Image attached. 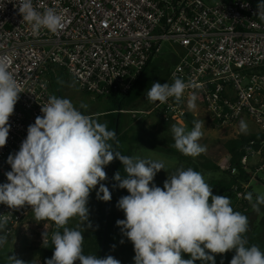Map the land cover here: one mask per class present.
Listing matches in <instances>:
<instances>
[{"label": "clouds", "instance_id": "1", "mask_svg": "<svg viewBox=\"0 0 264 264\" xmlns=\"http://www.w3.org/2000/svg\"><path fill=\"white\" fill-rule=\"evenodd\" d=\"M257 8L258 18L264 21V0ZM18 12L36 35L41 29L57 33L64 27V18L55 8L38 11L33 0H19ZM12 63V56L0 54V148L7 143L9 118L23 92L9 71ZM194 87L178 77L171 84L153 82L147 99L164 104L174 98L179 103L185 90ZM197 99L195 93L189 95L190 111L196 109ZM41 113L28 126L19 151L7 157L11 170L5 173L7 182L0 183V204L15 210L30 206L35 221L55 223L57 230L51 234L54 252L45 264H121L111 255L100 258L83 254L84 234L79 226H66L70 219L79 217L81 223L91 227L87 207L90 193L99 185L97 199L111 200L109 188L101 182L107 179L105 166L116 159L126 175L117 171L113 179L129 193L117 202L125 218L118 219L116 225L134 246L135 264H195L198 260L216 264L215 255L233 250L230 264H264V251L256 245L248 246L245 238L248 217L233 210L229 197L214 195L202 173L192 168L177 169L161 188L152 182L160 170H165L162 161L114 150L109 141L119 146L116 133L106 123L83 114L69 99L52 95L41 105ZM204 124L194 121L190 131L186 126L172 125L173 146L185 156L206 152V146L199 143ZM239 128L242 133L248 131L244 120ZM245 198L255 212L264 205V194H257L255 202L252 192ZM9 219L7 214L0 215V247L7 243ZM42 239L43 243L47 241L46 231ZM9 260L11 264H26L16 256H9Z\"/></svg>", "mask_w": 264, "mask_h": 264}, {"label": "built area", "instance_id": "2", "mask_svg": "<svg viewBox=\"0 0 264 264\" xmlns=\"http://www.w3.org/2000/svg\"><path fill=\"white\" fill-rule=\"evenodd\" d=\"M18 6L19 0H0V54L12 56L9 71L23 91L0 148V183L11 170L7 157L19 151L28 126L53 95L56 71L93 98L123 95L165 42L178 55L167 83L178 77L195 87L179 103L157 101L146 113L164 107L170 119L182 118L195 93L196 103L219 125L252 120L262 138L250 140L239 164L227 166L232 175L251 176L248 183L238 179L232 194L243 199L251 180L264 173V21L253 0H33L38 11L53 7L64 18L57 33L41 29L38 35L22 21ZM2 214L10 217L6 233L34 220L30 206L15 210L0 204Z\"/></svg>", "mask_w": 264, "mask_h": 264}, {"label": "rangeland", "instance_id": "3", "mask_svg": "<svg viewBox=\"0 0 264 264\" xmlns=\"http://www.w3.org/2000/svg\"><path fill=\"white\" fill-rule=\"evenodd\" d=\"M211 1L213 3H217L220 0ZM176 49L177 48L175 46L173 47L168 42L163 43L161 46V52L152 60V67H156L158 69L167 68L172 71L177 62ZM152 73L149 75L151 76ZM68 76H63L61 84H59L57 79L52 82L54 87L52 90L53 95L69 99L83 114L88 115L90 118L100 123L107 124V119L103 114L111 109V103L105 97L94 99L91 95L80 91L76 87L74 81ZM168 78L169 76L167 77L166 82H168ZM81 105H86L87 107H81ZM152 105V102H143L141 107L123 112V132L127 133L129 136L137 134L143 135L144 130L152 132L161 136L163 139L161 140V143H163L162 145L166 147L168 146L166 139L169 138L174 140L173 133L171 131L172 125L176 124L186 126V129L189 131L194 127V125L186 123L182 118H172L170 119L167 127L163 126L156 111L146 113L152 109ZM196 105L197 107L194 111H190L186 105L185 111L194 119V121H205L204 127L202 128L203 136L199 140V143L206 146V152L213 147H220L227 141L237 138L239 135L243 134L239 128L241 120H244L248 125V131L245 134L258 132L259 127L255 124V122L247 118H243L233 125H219L212 120L200 104L196 103ZM133 110L141 112L134 114L132 113ZM124 151L127 156L140 157L146 160L162 161L165 165V170H160L157 173L162 177V180L154 179L152 182L161 188H163L164 181L168 178V176L175 174L177 169L189 168L186 160L180 158L178 155L173 156L163 152L151 150L147 147H137L136 144L130 142L124 144ZM200 155L196 157L190 156L189 158L193 162L199 163L202 158ZM252 160L255 161V158ZM225 163V160L220 162V164L224 166L220 170L200 171V173L203 174L206 183L209 184L211 181L215 180H225L228 177L225 174V171L227 170L226 165H224ZM103 182L104 181L101 183ZM250 188L253 193V202H255L257 194H264V173H259L256 178L251 180ZM98 189L99 185L91 191L87 205L89 209V222L91 227H88L87 223L85 225L81 223L79 217L70 219L66 225L69 228H77L79 226V230L84 234V239L87 234H91V231L96 225L101 202V200L97 199L96 195ZM121 190L125 196L129 194L126 189ZM118 214L120 218H125L122 210L118 209ZM246 214L249 220V225L245 238L247 240L254 239L260 247H264V225L261 224L264 219V205L260 206L259 212H255L253 211L252 204L250 203L247 207ZM54 227L55 223L50 220L39 222L35 221V219L26 220L12 233H6L7 243L3 247H0V264H11L9 256H16L24 261L31 260L34 264H41V250L47 244V241L43 243L42 233L46 231L49 239ZM234 255V251L223 255L217 254L215 255V262L216 264H230ZM129 264H135L134 260Z\"/></svg>", "mask_w": 264, "mask_h": 264}, {"label": "trees", "instance_id": "4", "mask_svg": "<svg viewBox=\"0 0 264 264\" xmlns=\"http://www.w3.org/2000/svg\"><path fill=\"white\" fill-rule=\"evenodd\" d=\"M253 2L255 5H258L260 0H253ZM152 60L153 58L148 62L147 66L144 68L143 72L129 92L123 95L111 94L105 97L111 103V109L103 114L107 119V127L109 130L116 133V139L120 141L119 146L116 145L115 141H109V143L113 144L114 150L120 151L123 155H125L124 144L130 142L136 144L137 147H147L151 150L163 152L173 156L178 155L180 158L186 160L189 168L198 172L220 170L224 167L220 164L222 160H225L226 163L224 165H226V168L227 166L239 164L240 159L245 154L241 148L244 145H247L252 139L260 140L262 138L260 133H243L237 138L227 141L220 147H213L207 152L202 153L200 155L202 157L201 161L199 163H195L189 158L190 156L181 154V152L173 146L174 140L169 138L166 139L168 146L165 147L162 145L163 143H161V140H163L161 136L152 132L144 130L143 135L137 134L132 136L123 132L122 119L124 114L122 111H128L141 107L143 102L151 103L147 99V90L150 89L153 82L166 83L167 77L171 73V70L167 68L158 69L156 67H152ZM176 60L178 62V55ZM150 73H152L151 76L149 75ZM95 98L98 99L102 97ZM156 112L163 126L167 127L169 125L170 117L164 107L157 109ZM182 119L186 123L194 125V119L188 113L185 112ZM104 170L107 173V179L104 180L103 184L109 188L112 198L108 202L101 200L95 228L91 231L90 235L87 234L88 236H85L83 242V254L97 255L100 258L111 255L118 259L121 264H129L134 260V246L132 242L122 234L120 227L116 225V221L118 219H124L120 218L116 205L118 200L122 196H125V194H123L121 188L118 187V182L113 179V176L117 171H120L121 176L126 175V173L124 172L122 163L118 159L105 166ZM225 174L228 176L225 180H215L209 183L212 187L213 194L229 197L231 199V206L233 207V210L247 216L246 210L250 205V202L245 198V196L248 192H251V188H248L244 198L241 200L236 199L235 195L231 192V188L238 182V179H243L246 183H248L251 176L245 172L241 173L239 176L232 175L228 170L225 171ZM154 179L162 180V177L156 174ZM261 224L264 225V219ZM56 230L57 228L55 225L52 233ZM59 230L62 233L63 229ZM247 241L248 246L256 245L264 251V247H260L254 239H248ZM53 252L54 246L51 243L50 235L47 244L41 250V264H45V261L52 257ZM184 258L188 259L189 257L185 255ZM25 262L26 264H34L31 260H26ZM76 264H79V262L77 261ZM195 264H202V262L198 260Z\"/></svg>", "mask_w": 264, "mask_h": 264}, {"label": "crops", "instance_id": "5", "mask_svg": "<svg viewBox=\"0 0 264 264\" xmlns=\"http://www.w3.org/2000/svg\"><path fill=\"white\" fill-rule=\"evenodd\" d=\"M64 75H67V74L64 73L63 71H56V73L53 76V81H55V79H57L58 82H59V84H61V79L63 78ZM68 77L72 80V78L70 76H68ZM53 88L54 87H53V83H52V85H51V91L53 90ZM52 94H53V91H52Z\"/></svg>", "mask_w": 264, "mask_h": 264}]
</instances>
